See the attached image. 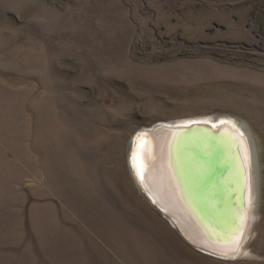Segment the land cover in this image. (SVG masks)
Segmentation results:
<instances>
[{"label":"rangeland","instance_id":"rangeland-1","mask_svg":"<svg viewBox=\"0 0 264 264\" xmlns=\"http://www.w3.org/2000/svg\"><path fill=\"white\" fill-rule=\"evenodd\" d=\"M221 116L252 146L229 255L130 163L136 133ZM0 264H264V0H0Z\"/></svg>","mask_w":264,"mask_h":264},{"label":"bare ground","instance_id":"bare-ground-1","mask_svg":"<svg viewBox=\"0 0 264 264\" xmlns=\"http://www.w3.org/2000/svg\"><path fill=\"white\" fill-rule=\"evenodd\" d=\"M201 121L163 123L136 133L130 163L148 195L186 237L233 254L252 204V146L247 130L229 117Z\"/></svg>","mask_w":264,"mask_h":264},{"label":"water","instance_id":"water-1","mask_svg":"<svg viewBox=\"0 0 264 264\" xmlns=\"http://www.w3.org/2000/svg\"><path fill=\"white\" fill-rule=\"evenodd\" d=\"M203 127V129H205L206 131H208L209 132V130H211L212 128H211V126L209 125H204V126H202ZM169 214V213H168ZM220 252V251H219ZM222 253H224V254H227V255H229V253H225V252H222Z\"/></svg>","mask_w":264,"mask_h":264}]
</instances>
